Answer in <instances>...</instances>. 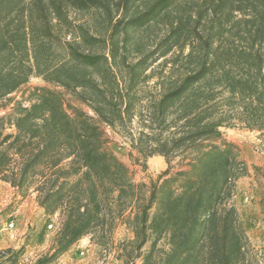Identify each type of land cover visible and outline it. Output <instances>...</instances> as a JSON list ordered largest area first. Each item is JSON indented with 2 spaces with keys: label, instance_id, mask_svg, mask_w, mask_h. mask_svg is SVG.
<instances>
[{
  "label": "trees",
  "instance_id": "obj_1",
  "mask_svg": "<svg viewBox=\"0 0 264 264\" xmlns=\"http://www.w3.org/2000/svg\"><path fill=\"white\" fill-rule=\"evenodd\" d=\"M82 11L98 13L102 35L70 16ZM30 76L45 84L26 103L10 96ZM1 108L0 180L59 222L32 264L83 236L105 245L118 222L132 234L124 264H247L231 199L248 166L221 128L264 131V0H0ZM103 125L134 163L159 155L166 167L135 181ZM22 252L0 250V264Z\"/></svg>",
  "mask_w": 264,
  "mask_h": 264
},
{
  "label": "rangeland",
  "instance_id": "obj_2",
  "mask_svg": "<svg viewBox=\"0 0 264 264\" xmlns=\"http://www.w3.org/2000/svg\"><path fill=\"white\" fill-rule=\"evenodd\" d=\"M70 16L76 18V20L86 22L91 31L102 35L103 26L97 12H70ZM162 31V26L155 25L147 29L146 32L149 36H146L147 33L145 34V32H137V36H139L140 41L147 42L153 39L154 36L155 38L159 36ZM134 56L135 53L131 49L129 57ZM162 57H174V54L171 52ZM44 84L45 82L40 77L30 76L28 81L17 91L11 93L10 96L26 103L27 100H25V97L30 87ZM65 97L70 104L93 115V112L85 104L76 101L71 94H66ZM6 111H8V108H1L0 114ZM103 129L108 148L133 170L135 181H143L148 184L151 179H155L166 167L164 158L159 155L148 157L145 167L134 163L130 156L131 149L127 138L117 129H112L109 126L103 125ZM221 130L223 137L233 142L239 148L240 158L241 153L248 148L257 152H264V131L252 134L248 132L249 130L240 128H221ZM132 154L135 156L137 153L132 151ZM157 161H160V164ZM247 166V174L251 170L253 173H257L264 181V169L253 170L251 165L247 164ZM250 189V186L245 187L244 193H241V199L248 197L245 200L246 202H252L253 199V191ZM234 195L231 201L237 210ZM237 212L243 225L242 214L238 210ZM58 227L59 222L57 216L46 215L43 209L37 204L34 193L22 196L8 183L0 180V250L8 248L18 249L22 247L23 252L18 257L16 264H32L39 256L51 252ZM243 228L246 234L244 225ZM131 237L132 234L126 227L121 222H118L105 245L96 244L89 239V236H83L49 264H124L123 260L118 256V244L122 240ZM247 242V264H264V244L255 249L250 247L248 237ZM159 246H163V241L159 242ZM133 264H141L140 259L137 258Z\"/></svg>",
  "mask_w": 264,
  "mask_h": 264
},
{
  "label": "crops",
  "instance_id": "obj_3",
  "mask_svg": "<svg viewBox=\"0 0 264 264\" xmlns=\"http://www.w3.org/2000/svg\"><path fill=\"white\" fill-rule=\"evenodd\" d=\"M256 134L259 131H248ZM256 132V133H255ZM256 140H258L256 138ZM241 158L251 165L253 170L264 169V152H257L252 149H245L241 153ZM160 164V161H157ZM251 187L253 191L252 202H246L241 199V193H244L245 187ZM240 192V194H239ZM237 210L243 217V225L251 248H258L264 244V181L249 170V174L241 176L236 183V194L234 195Z\"/></svg>",
  "mask_w": 264,
  "mask_h": 264
},
{
  "label": "built area",
  "instance_id": "obj_4",
  "mask_svg": "<svg viewBox=\"0 0 264 264\" xmlns=\"http://www.w3.org/2000/svg\"><path fill=\"white\" fill-rule=\"evenodd\" d=\"M248 199V197H245V200Z\"/></svg>",
  "mask_w": 264,
  "mask_h": 264
}]
</instances>
